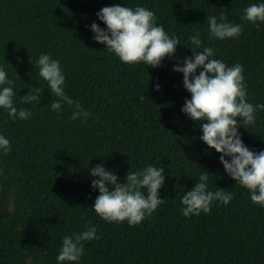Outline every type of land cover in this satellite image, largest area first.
Instances as JSON below:
<instances>
[{
	"label": "trees",
	"instance_id": "obj_1",
	"mask_svg": "<svg viewBox=\"0 0 264 264\" xmlns=\"http://www.w3.org/2000/svg\"><path fill=\"white\" fill-rule=\"evenodd\" d=\"M260 3L0 0V69L14 82V106L31 112L27 120H13L0 108V135L11 147L7 155L0 150V264H60L63 238L90 227L99 239L84 243L75 264H264V206L252 203L251 193L225 172L220 154L201 141L200 122L182 112L191 94L183 74L173 71L192 51L211 47L213 59L243 66L247 101L264 104V23L241 19L245 8ZM115 5L152 11L156 25L179 38L174 55L156 68L126 65L95 42L91 25L107 30L97 13ZM222 14L242 24L238 37L221 41L209 34L207 16ZM197 32L199 49L190 43ZM42 54L59 61L66 94L90 113L86 123L72 120L66 104L59 113L51 109L55 97L36 66ZM29 87L43 89L40 101L21 104ZM238 132L249 150L264 151V111ZM100 164L118 183L130 170L163 167L159 198L165 202L135 226L102 220L93 209L99 189L90 175ZM203 171L210 174L207 190L232 192L233 199L213 201L208 214L186 218L182 197Z\"/></svg>",
	"mask_w": 264,
	"mask_h": 264
},
{
	"label": "clouds",
	"instance_id": "obj_2",
	"mask_svg": "<svg viewBox=\"0 0 264 264\" xmlns=\"http://www.w3.org/2000/svg\"><path fill=\"white\" fill-rule=\"evenodd\" d=\"M97 17L106 25L107 30L93 23V39L106 45V49L126 65L143 62L146 66L159 67L164 58L172 57L180 45L179 38L170 37L163 25L157 26L155 14L144 7H136L134 10L120 5L104 7L97 13ZM241 19L252 24L264 23V3L245 8ZM206 22L209 34L221 41L238 37L243 30L242 24L227 22L223 14L219 18L207 16ZM190 43L196 49L201 48L199 32L190 37ZM192 53V57L183 61L182 67L173 68L174 72L183 74L184 88L191 94L182 112L192 121L200 122L203 133L201 141L220 154V163L229 177L251 193L253 204L264 206V151L257 153L249 150L238 132L241 126L246 129L255 124L256 112L264 111V104L254 106L247 101L242 65L229 67L221 60L213 59L215 52L211 47H203L202 51ZM36 66L39 68V76L55 97L50 103L51 109L59 113L61 106L66 104L73 108L72 120L79 118L86 123L90 113L66 94L65 76L59 61L42 54ZM198 69L200 71L197 75ZM13 84L12 80L6 79V72L0 69V86L7 85L0 89V108L6 110L13 120H27L31 112L14 106ZM156 90L159 91V85ZM42 94V88L29 87L28 94L20 97V103L38 102ZM0 150L5 155L11 151L9 140L2 135ZM163 173V167L148 166L141 171L130 170L125 182L118 183V177L112 171L105 170L103 164L95 166L90 170L92 188L99 189V196L93 206L95 213L109 223L127 221L130 226L140 224L165 202V199L159 198V189L165 181ZM209 175L203 171L199 182L183 195L182 211L186 218L199 216L202 212L208 214L213 201L228 205L233 199L232 192L218 188L215 192L207 190ZM96 232L95 227H90L81 233L65 236L57 256L58 262H78L84 255V243L99 239Z\"/></svg>",
	"mask_w": 264,
	"mask_h": 264
},
{
	"label": "rangeland",
	"instance_id": "obj_3",
	"mask_svg": "<svg viewBox=\"0 0 264 264\" xmlns=\"http://www.w3.org/2000/svg\"><path fill=\"white\" fill-rule=\"evenodd\" d=\"M1 173V172H0Z\"/></svg>",
	"mask_w": 264,
	"mask_h": 264
}]
</instances>
